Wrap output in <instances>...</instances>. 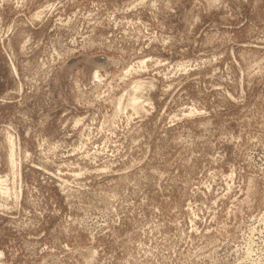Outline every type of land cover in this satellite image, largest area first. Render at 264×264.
Here are the masks:
<instances>
[{
    "label": "rangeland",
    "instance_id": "374dc122",
    "mask_svg": "<svg viewBox=\"0 0 264 264\" xmlns=\"http://www.w3.org/2000/svg\"><path fill=\"white\" fill-rule=\"evenodd\" d=\"M0 264H264V0H0Z\"/></svg>",
    "mask_w": 264,
    "mask_h": 264
}]
</instances>
